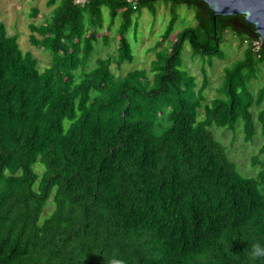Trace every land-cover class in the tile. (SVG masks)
<instances>
[{
	"label": "trees",
	"instance_id": "trees-1",
	"mask_svg": "<svg viewBox=\"0 0 264 264\" xmlns=\"http://www.w3.org/2000/svg\"><path fill=\"white\" fill-rule=\"evenodd\" d=\"M155 1L47 0L52 11L29 24L30 44L51 54L43 70L0 20V264H264L247 255L264 243V140L251 158L259 170L245 176L210 129L240 128L249 143L259 124L264 135V85L249 90L264 42L243 15H218L214 26L205 2L163 0L170 19L152 77L116 76L112 63L133 60V12H154ZM182 4L196 24L171 39ZM102 7L109 27L120 18L118 45L90 68ZM226 31L243 57L224 68L222 97L208 103V74L201 68L198 82L181 70L180 53L188 40L194 55H222Z\"/></svg>",
	"mask_w": 264,
	"mask_h": 264
},
{
	"label": "rangeland",
	"instance_id": "rangeland-1",
	"mask_svg": "<svg viewBox=\"0 0 264 264\" xmlns=\"http://www.w3.org/2000/svg\"><path fill=\"white\" fill-rule=\"evenodd\" d=\"M47 0H0V20L6 26L7 32L11 35H17L20 48L26 52L29 51L38 60V68L43 70L50 64L51 54L49 50L36 48L30 44L29 37L31 31L30 23L42 22L46 16L52 11L54 6L47 7ZM83 1V0H79ZM169 3L165 1L153 2L154 12L150 10L148 4L141 5L132 14L131 25L125 36L131 46L133 60L131 62L124 61L120 67L111 64V70L116 76H122L128 71L134 69H144L151 78L150 62L155 58L153 46L160 40L169 19ZM33 7H37L41 11V16L32 18L29 13ZM178 18L175 22L174 29L170 38L173 39L177 32L185 27H193L196 24L195 12L193 7L185 4L178 5ZM100 19L103 24L102 30L98 34V40L94 44V51L89 57L88 66L91 68L95 65L98 58H105L116 52L117 40L115 39L116 28L120 24V18L116 17L114 23L109 27L111 18L107 9L101 8ZM108 34L107 43H103L102 33ZM222 55L210 58L208 55H194L188 40H185L180 53L181 70L196 77L198 82L201 80V68H204L208 74L210 84L205 90L206 102H210L216 97H222L217 92V88L221 83L223 70L230 66L236 60L243 57L244 44H240L236 36L226 31L223 36V42L220 45ZM264 85V61L259 68L258 76L249 83V90L256 92ZM203 115V110H199V116ZM215 136L220 139L228 150L229 157L236 162L237 168L241 174L245 176L255 175L260 166H252L251 158L257 153L259 146L264 140L261 126L257 124V133L252 142L246 143L243 140V134L240 128L236 131L225 130L222 127L212 126L210 128ZM262 159V157H260ZM43 168L37 163L34 168ZM52 208L49 201L44 209L43 215H47Z\"/></svg>",
	"mask_w": 264,
	"mask_h": 264
},
{
	"label": "water",
	"instance_id": "water-1",
	"mask_svg": "<svg viewBox=\"0 0 264 264\" xmlns=\"http://www.w3.org/2000/svg\"><path fill=\"white\" fill-rule=\"evenodd\" d=\"M136 2L140 0H135ZM211 10L213 24L218 15H243L245 22L252 24L259 35L261 43L264 42V0H201ZM214 39L218 44L217 33L214 29Z\"/></svg>",
	"mask_w": 264,
	"mask_h": 264
},
{
	"label": "clouds",
	"instance_id": "clouds-1",
	"mask_svg": "<svg viewBox=\"0 0 264 264\" xmlns=\"http://www.w3.org/2000/svg\"><path fill=\"white\" fill-rule=\"evenodd\" d=\"M247 255L253 261L259 258H264V243H261L260 241L253 242ZM111 264H124V262L123 260H112Z\"/></svg>",
	"mask_w": 264,
	"mask_h": 264
}]
</instances>
